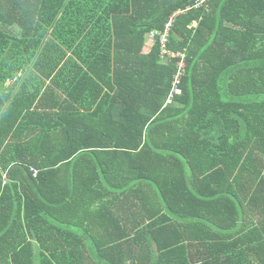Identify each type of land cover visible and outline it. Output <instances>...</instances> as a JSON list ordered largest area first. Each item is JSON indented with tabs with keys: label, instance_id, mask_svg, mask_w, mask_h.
Wrapping results in <instances>:
<instances>
[{
	"label": "trees",
	"instance_id": "1",
	"mask_svg": "<svg viewBox=\"0 0 264 264\" xmlns=\"http://www.w3.org/2000/svg\"><path fill=\"white\" fill-rule=\"evenodd\" d=\"M197 2L0 0V264H264V0Z\"/></svg>",
	"mask_w": 264,
	"mask_h": 264
},
{
	"label": "crops",
	"instance_id": "2",
	"mask_svg": "<svg viewBox=\"0 0 264 264\" xmlns=\"http://www.w3.org/2000/svg\"><path fill=\"white\" fill-rule=\"evenodd\" d=\"M37 104V103H36ZM40 111L38 112L39 115H41L42 113H59V110H52V108L54 109H58L61 106H63L64 108H68L69 110H76L78 109V105L76 104H68L66 102H64L63 100L58 102V104L55 103H51V104H41L40 103ZM49 108V109H48ZM37 123L38 124H44V122L41 121V118H37ZM36 169V168H35ZM61 169H69L67 167L61 168ZM75 169L74 165H71L70 170ZM38 170V169H37ZM61 175L65 178L64 179V183L66 181V173L62 172ZM64 186V190H69L72 186V184L70 182L67 181L66 184L63 185ZM69 186V187H68ZM72 190V188H71ZM62 196V195H60ZM152 201L156 202L157 199L155 196H153V198L151 199ZM106 202V197L104 196H100L97 197V199H88V200H81L78 199L74 202H72L69 197H66L65 200H61V202L59 204L56 203V205H54V208L59 211V214L57 215V219L55 220L61 227H67L68 225H70V223L72 222V220L74 222H76V224H84L85 226L87 225H92L94 227H98L99 229H101L102 231L106 232V236L109 235H120V234H127V233H131V234H136L137 233V228L139 226V224L142 222V217L138 212H135V215L133 216V218H125V224L123 226L119 225L118 223H114L111 224L110 223V219L103 216V213L106 209L103 208L104 203ZM67 208V209H65ZM87 210H91L94 212H97L99 214H97V216H91L90 217V223H85V218H83L82 220L77 219V213L81 212L79 214V216H84V212H87ZM107 213V212H106ZM155 212H152L150 214V220L155 219L154 218ZM104 219V220H103ZM158 219V218H156ZM248 223L252 222V221H258L257 218L255 217V215H253V218L250 217H246L245 219ZM76 230H84L81 228H76ZM237 230L233 231V233H236Z\"/></svg>",
	"mask_w": 264,
	"mask_h": 264
},
{
	"label": "built area",
	"instance_id": "3",
	"mask_svg": "<svg viewBox=\"0 0 264 264\" xmlns=\"http://www.w3.org/2000/svg\"><path fill=\"white\" fill-rule=\"evenodd\" d=\"M211 0H198L197 6L202 7L203 5H207ZM182 13V12H181ZM176 16H173L172 19L166 24L165 26V31L164 33L160 34L157 32H153L149 35V39L151 41L156 40L158 35L159 37V42L161 44V57H166L167 59H176L180 58V62L178 63V73L176 77H174L173 83H172V90H171V95L169 97V100L172 99L174 96L180 95L181 90H180V85L182 83V79L184 78V75L186 73V57L183 54H173L168 51L167 49V43H168V34L170 32V28L172 26L173 19ZM31 172L33 173L34 178H37L39 175V170L35 168H31Z\"/></svg>",
	"mask_w": 264,
	"mask_h": 264
}]
</instances>
